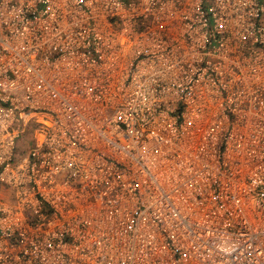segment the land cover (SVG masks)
<instances>
[{
	"label": "built area",
	"instance_id": "built-area-1",
	"mask_svg": "<svg viewBox=\"0 0 264 264\" xmlns=\"http://www.w3.org/2000/svg\"><path fill=\"white\" fill-rule=\"evenodd\" d=\"M0 264H264V0H0Z\"/></svg>",
	"mask_w": 264,
	"mask_h": 264
},
{
	"label": "rangeland",
	"instance_id": "rangeland-1",
	"mask_svg": "<svg viewBox=\"0 0 264 264\" xmlns=\"http://www.w3.org/2000/svg\"><path fill=\"white\" fill-rule=\"evenodd\" d=\"M21 146H24V145L21 143Z\"/></svg>",
	"mask_w": 264,
	"mask_h": 264
}]
</instances>
